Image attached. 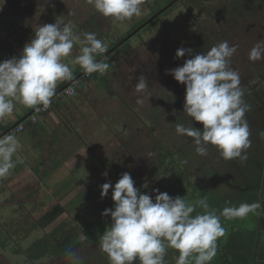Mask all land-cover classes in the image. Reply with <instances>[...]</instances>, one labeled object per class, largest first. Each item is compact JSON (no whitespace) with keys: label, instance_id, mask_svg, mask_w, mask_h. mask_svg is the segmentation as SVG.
I'll list each match as a JSON object with an SVG mask.
<instances>
[{"label":"rangeland","instance_id":"374dc122","mask_svg":"<svg viewBox=\"0 0 264 264\" xmlns=\"http://www.w3.org/2000/svg\"><path fill=\"white\" fill-rule=\"evenodd\" d=\"M58 1L60 0H21L22 5L20 7L24 9L27 20L22 23L19 22V24L28 26L29 33L31 31L32 35L41 25L54 24L56 21L70 22L74 33L80 36L81 39H83V33H95L97 38L102 40L107 47L105 53L96 57L97 60L113 49L114 46L112 47V45L114 43L119 44L122 41L118 42L121 37L124 40L129 34L134 32L127 30L131 24L134 27H141L143 23L145 24L146 21L152 18L151 22L143 27L144 29H141L140 33L138 32L139 34L137 33L129 39L125 46L120 47V50H124L122 51L123 56L129 57L128 62L120 57L121 52L119 50L112 52L105 61L107 63L116 54L114 61L120 66L118 68L120 73L117 69H112V72L108 74L115 86L119 87V85H122L119 76L126 63L134 71L135 77L132 78V81L137 84L141 75L147 79V88L143 91V96L137 94L140 96L138 97L135 94L137 93L136 90H132V97H138L143 101L142 103H137L133 99L131 106H127L132 111L125 110L126 108L122 103L127 98V95L123 94V100L120 95L117 96L116 102L115 100L113 102L110 100L115 106L112 105L113 112L108 119H111L112 123H118L123 126H125L127 121L128 126L132 128V131L128 129L126 132L125 129L120 128L119 133L116 134L120 142H114L112 145L125 150L124 154L127 155V158L130 160L132 158L136 164L134 165L132 160L131 163L127 161L128 159L125 160L120 156L116 158H111L110 156L107 161L111 163L110 165H117V169L113 171L116 181L123 173L128 172L135 181V186L142 193L152 195L153 199L156 194L153 191L154 189H159L160 192H167L172 197H186L188 203H194L206 197L210 209L216 210L217 215H219L222 208L219 200L225 201L227 196L226 191L223 190L225 189L223 183V177L225 176L222 175V172L228 173V170H223L224 165L232 168V165L238 166L245 159L225 160L220 156L217 148L211 145L208 146V154L201 156L195 150L196 145L193 138L176 133L177 124H183L185 127L194 126L201 130L203 125L200 122H196L194 118L191 122V118L183 112L186 85L180 84L173 76L166 74V70L182 66L185 60L191 58L186 54L185 57L176 59L177 49L184 47L192 49L193 55L203 54L212 46L222 42L223 30L219 23L209 15L208 8H206V6L212 8L213 4L219 3V0H177L176 3V0H143L141 15L126 20L128 24L111 17L106 18L97 12L98 15L96 17L99 24L93 27H89L93 18L89 16L92 11L88 6L90 4L85 3L86 0H62L61 10L55 8V4ZM82 4L84 5L82 6ZM4 7H9L7 1L0 0V12L3 11ZM92 10L96 14L94 7ZM29 15L36 18L34 23L30 21ZM0 22L4 26L1 27L2 25H0L1 35H4L3 33H6L7 35H5L8 37H10V34L16 35V26H12L10 23L7 24L2 20ZM128 32L131 33L128 34ZM30 37L31 35L24 36V45L18 40H14V37L8 38L12 44L13 51L12 53L2 52L0 57L4 58V60L19 57L25 44L31 41ZM235 39H238V37L233 36L229 44L231 45ZM253 47L254 45L247 46L245 51H249ZM79 48V44L74 45L70 56L63 58V62L69 64L72 72L76 71V69L72 68V60L79 54ZM245 51L241 52L237 48L233 56L237 57L239 55L241 57ZM240 61L242 62V57L235 61L237 64H232L239 68ZM131 62L133 64L130 66ZM144 62L149 63L147 64L149 67ZM242 65H244L245 69L238 71H243V76L245 77L243 82H241V86L244 89L243 100L248 106H251L249 108H254V104L264 102L262 93L259 90L264 89V84H259L260 77L254 75V65L252 67L249 64L242 63ZM234 70L236 71V69ZM240 79L242 81V78ZM74 83L77 82L75 81ZM102 98L107 104L109 99H114L112 96H109L108 99L103 96ZM17 105H20V103L17 102ZM30 108L22 104L19 107H15L14 110L17 111L19 109L23 113ZM249 113H253V111H247L245 116ZM93 116H97V119H99L98 112H94ZM250 117L251 121L247 120L250 136L257 135V138L256 136L254 138L258 140L261 134H259L258 130L255 131V127L259 121L257 122L252 115ZM106 140V136H103L102 142ZM99 146L103 145L99 144ZM112 152L110 151V153ZM137 153H141L143 158L134 159V154ZM135 156L137 157V155ZM121 161L123 165L127 164L128 167H131L132 164V170L129 171V168L128 171L120 169ZM91 163L89 160L85 161V171H80L79 166L73 169L77 170L78 168L80 173V175H75V181L80 182L82 178H85L83 184L77 183L76 189L73 187L74 190L53 192L57 200H60H58L59 202L48 195L49 192L34 193L31 190H26L25 186L21 184L19 188L11 184V194H6V189L9 188L7 185L2 186L4 182L0 183V189L3 191V196L0 195V255L2 256H0V260L5 263L7 260L11 264H52L61 261L56 260V256L31 261L27 253L32 243L50 235L57 225L64 231L74 228L80 230L82 233L79 240L83 241L85 238H89L83 230L85 225L96 219L95 223L97 224L95 227L93 226L92 233H98V239L103 235L111 224V217L102 216V212L105 209L114 208V201L111 197V189L108 197L101 198L100 186L108 182H111L114 186L116 182L113 180V176L108 175L102 166L95 170L93 168L95 166H91ZM105 173H107V176L104 175ZM109 173L111 174V172ZM145 183H148V188L142 187ZM10 198L14 200V205L3 203ZM57 203L62 204L66 209L58 223L46 228L37 226L38 219ZM202 212L203 209L197 207L193 215ZM221 224L225 228V235L219 238L217 243L219 241L220 243H226L233 227H240V229L243 227L249 230L253 226L252 222L246 220L245 223H240L239 220L232 223L231 220L222 217ZM95 248L97 250L100 249L99 240H97V243L90 242V252L91 250H96ZM72 253L80 258L81 264L97 263L93 252L86 253L84 250H76ZM165 257V264H175L176 257L169 255V249ZM64 260L70 261L71 257L65 255ZM134 264H140L139 260L135 261Z\"/></svg>","mask_w":264,"mask_h":264},{"label":"clouds","instance_id":"9594fccd","mask_svg":"<svg viewBox=\"0 0 264 264\" xmlns=\"http://www.w3.org/2000/svg\"><path fill=\"white\" fill-rule=\"evenodd\" d=\"M86 3L106 18L125 21L141 15L143 0H86ZM30 38L19 57L0 62V119L10 116L17 102L26 107L47 108L53 104L57 82L73 79L72 69L63 58L70 56L76 44L80 45L79 54L72 64L79 65L86 74L103 75L109 70L108 63L96 59L107 51L104 42L92 32L83 33L81 39L70 22L41 25L34 31V38ZM237 48L223 41L203 54L193 55L192 49L181 47L175 58L186 54L191 58L182 66L166 70V74L186 85L183 112L191 122L194 118L203 125L201 130L177 124L175 131L193 138L195 150L201 156L208 154L211 145L225 160L247 158L244 150L251 146V141L245 114L249 106L243 100L240 74L230 67V58ZM249 59H264V41L249 51ZM146 88L147 79L141 75L135 90L142 93ZM20 147L14 134L0 136V178L6 177L17 163H23L18 155ZM100 187L101 198L108 197L111 189L114 201V208L102 212V216L111 217V224L99 237L100 251L107 255L109 264H134L137 260L140 264H165L169 248L179 252L175 264H210L217 254V240L225 235L221 216L227 220L243 218L260 208L259 203H241L225 207L217 215L206 197L188 203L186 197H172L154 189L153 199L135 186L128 172L114 186L108 182ZM142 187L148 188V183ZM197 207L204 211L193 215ZM67 254L71 257L70 264H81L71 250Z\"/></svg>","mask_w":264,"mask_h":264},{"label":"crops","instance_id":"0c3cea01","mask_svg":"<svg viewBox=\"0 0 264 264\" xmlns=\"http://www.w3.org/2000/svg\"><path fill=\"white\" fill-rule=\"evenodd\" d=\"M6 1L8 5L12 6H10V9L15 10V15L11 18L10 13L9 17L0 20L7 24H12V26L27 20L24 9L20 7L22 5L21 0ZM62 5L63 2L60 0L56 2L55 8L61 10ZM88 6L92 11L89 16L93 18L89 27H93L99 24L96 17L98 14L97 11H95L96 14L93 13L92 5ZM213 6L217 7V11L214 14L209 12V15L219 23L223 30L222 42L228 41L230 43L232 37L237 36L238 39H235L231 45H237L240 51L244 52L247 46H255L258 42L264 41V0H219V3L213 4ZM209 7L206 6L208 11L210 10ZM29 17L30 21L34 23L36 18L30 15ZM123 22L128 24L126 20ZM0 25L4 27L2 22H0ZM133 27L134 25L131 24L127 30H132ZM3 34L5 35L6 33ZM4 35L2 36L8 37L6 36L7 34ZM123 45L119 46L116 51L119 50L121 52L120 57L128 62L129 57L123 56L122 51L124 50H120ZM249 51L242 53V62L240 61L239 63L242 64L245 61L244 57H249ZM114 57L107 61L110 67L102 75L103 77L90 74L84 75L79 65L72 64V68L76 69V71L73 72V79L69 81L76 80L77 82V84H72V87L76 90L75 95L60 94L56 96L54 103L47 112H35L37 108L42 106L40 105L31 107L23 113L19 109L17 111L14 110L10 116L0 119V136H4L8 130L15 127L19 122H23L28 117V114L35 112L33 115L37 117L36 122L26 118L27 120L21 124L24 127L22 133L15 135L21 144L18 149V155L22 157L23 163H17L6 177L0 178V183L4 182L2 186L7 185L9 188L6 189V194H11L12 185L19 188L21 184L25 186L26 190H31L34 193L49 192L48 195L57 200L53 192L74 190L73 187L76 189L77 183L83 184L85 178L77 182L74 177L77 174L80 175L78 168L80 171H85L86 165L84 166V164L86 160L92 162L91 166L94 165L95 167L93 168L95 170L102 166L110 176H113V171L117 169L116 164L110 165L111 163L107 161L110 156L111 158L120 156L125 160L128 159L127 161L129 162L131 160L132 162L135 161L132 158L131 160L127 158V155L124 154L125 150L112 145L114 142H120L116 135L119 133L120 128L125 129V132L128 129L132 131V128L128 126L127 121L125 126H123L118 123H112L111 119L108 118L113 112L112 102L114 100L115 102L117 101V96L120 95L123 100V94L127 95V98L122 103L126 108L125 110L132 111L127 106H131L133 99L137 101L138 97L143 96V92L135 93L140 95H137L138 97H132V90H135L136 86L132 78L135 76L134 71L127 63L119 76L122 85L118 87L112 83V79L110 80L108 74L112 72V69L118 70L120 67L114 61ZM241 57L239 55L237 57L232 56L230 59L238 61ZM0 60H4V58L0 57ZM247 60L251 62L249 58ZM253 62H264V59ZM132 64L133 62L130 63V66ZM232 69L234 70V68ZM118 72L120 73L119 70ZM239 74L240 78H242L241 82H243V79H245L243 71H239ZM91 78L93 79L91 80ZM66 81H58L56 91ZM259 90L264 98V89ZM101 95L106 99L109 96L114 97V99H109L107 104ZM249 107L251 106L249 105ZM248 111H253V113L247 114L245 116L246 120L251 121L250 115H252L257 122L259 121L258 124L254 123L257 125L255 131L258 130L262 137L260 138L259 136L258 140L254 138V136L257 138V135L249 137L251 146L244 150L247 158L241 161L238 166L232 165V168H229V166L224 165L223 170H228V173L222 172V175L225 176L223 177L225 186L223 190L226 191L227 196L225 201L219 200V204L222 207L221 211L225 207L239 206L241 203H259L260 208L255 212H250L243 218L231 219L232 223L236 222V220H239L240 223H245L246 220L252 222L253 226L249 230L243 227L241 229L240 227H233L227 239L228 241L226 243L221 242L219 245L222 247V249L220 248L222 252L226 250L232 257L237 258L238 264H243V261L244 264H264V102L254 104V108H249ZM94 112L99 113V119H97V116H93ZM99 122L100 124L98 125ZM8 126L11 127L6 132H3V128ZM103 136H106L107 140L105 142H102ZM99 144L103 146L100 147ZM110 151L113 152L110 153ZM136 158L142 159L143 155L141 153L134 154V159ZM133 164L135 165L136 162ZM76 166H79L77 170H73ZM119 166L120 169H126L127 171L128 168L131 171V167H133L132 164L131 167H128L127 164L123 165L122 161ZM113 180L117 182L115 178ZM1 190L0 195L3 196V191ZM10 199H6L3 203L14 205V200ZM57 205L63 206L60 203L55 206Z\"/></svg>","mask_w":264,"mask_h":264},{"label":"trees","instance_id":"16d2710c","mask_svg":"<svg viewBox=\"0 0 264 264\" xmlns=\"http://www.w3.org/2000/svg\"><path fill=\"white\" fill-rule=\"evenodd\" d=\"M201 2L203 3V1H201ZM187 5H189V4H187ZM10 6L11 5L9 4V7ZM209 9H210L209 12H211L212 14H214V12L217 11V7H215V6H213L212 8L209 7ZM14 15H15V10L12 9L10 17L13 18ZM137 28H139V27H137V26L133 27L131 32L136 30ZM142 29H144V28H142ZM131 32H128V34ZM140 32H141V30H140ZM27 34L31 35L32 37L34 36V35H32V32L29 33V30H28L26 33H21V34H16V35L10 34V37H12V38L14 37V40H16V41L18 40L22 45H24V36H28ZM10 37H3L0 34V53L5 52V51L12 53V51H13L12 50L13 49L12 44L10 43V41L8 39ZM121 40H123L122 37L120 40H118V42ZM128 41H126L125 43H127ZM125 43L123 46H125ZM116 44L117 43H114L112 45V47L115 46ZM246 58L248 59L249 57H244L245 61L243 63L249 64L251 67H252V65H254V68H253V69H255V71L253 72L254 75H258L260 77L259 84H264V62H253V61L249 62ZM106 60H107V58H104L101 61L105 62ZM2 61H4V60H0V62H2ZM230 62H231L230 63L231 68L236 69L237 72H239L238 70H244L245 69L244 65H242L241 63H239L240 67L238 68L236 65H234V64H237V63H235V61H232V59H230ZM232 63H234V64H232ZM81 70H82V72H84L83 69H81ZM85 74L86 73H84V75ZM90 75L102 76L99 73H92ZM69 83H70V81H66V82L62 83L57 91H60L63 87L67 86ZM38 111L39 110H37L36 112H38ZM33 114H31V113L28 114L27 119H30V117ZM27 119H25L24 121H26ZM23 122L18 123L15 127L21 125ZM10 127L11 126L4 127L2 131L6 132L8 130V128H10ZM65 212H66V209L63 206L57 205L54 208H52L50 211L46 212L44 215H42L38 219L37 226H39L40 228H46L50 225L57 224L59 219L61 218V216ZM95 221H96V219L88 222L85 225L83 230L89 236V238L88 239L85 238L83 241L79 240L81 233H82L80 230H77L74 228V229H69L67 231H64L60 227H58V225H57L55 227V230L50 235H48L44 239L37 240L30 245V247L27 251L29 259L31 261H36V260H42L45 258H52V257L56 256L55 259L61 260V261H59L57 263L54 262L52 264H70V261L64 260V256L68 255L67 254L68 251L71 250L72 252H74L76 250H84V251H86V253L93 252V256H95V260L97 262L96 264H108V261H107L108 258L106 256V254L103 253L102 251H100V249L97 250L95 248L96 250H91V252L89 250L90 242L91 243H97V240H99L98 235H97L98 233H92L93 226L95 227L97 224V223H95ZM89 234H91V235H89ZM87 235H85V236H87ZM219 244H221L220 241L217 243V254H216L215 258L210 262V264H227V263L238 264L237 258L232 257L231 254L229 252H227L226 250H225V252H222L221 251L222 247ZM169 255L178 257L179 252L177 250L169 248ZM165 259H166V257H165ZM0 264H11V263H9L7 260H6V263L3 260H0ZM44 264H46V263H44ZM90 264H92V263H90ZM243 264H244V261H243Z\"/></svg>","mask_w":264,"mask_h":264},{"label":"built area","instance_id":"2783aa9c","mask_svg":"<svg viewBox=\"0 0 264 264\" xmlns=\"http://www.w3.org/2000/svg\"><path fill=\"white\" fill-rule=\"evenodd\" d=\"M3 11L0 12V19H3L5 17H9L10 13H11V9L10 7H5L2 9ZM16 34H21V33H26L28 31V26L26 27L25 24H16ZM76 93V90L74 87L70 86L68 88H66L64 91H63V94L64 95H69V96H74ZM52 106V102L49 104V106L47 108H44L43 106L40 108L39 112L41 113H45L49 110V108H51ZM30 120L32 122H36L37 121V117L36 115H32L30 117ZM24 127L23 125H19L17 127H14L12 129H10L6 135L8 134H14V135H18V134H21L22 131H23Z\"/></svg>","mask_w":264,"mask_h":264},{"label":"water","instance_id":"95a60500","mask_svg":"<svg viewBox=\"0 0 264 264\" xmlns=\"http://www.w3.org/2000/svg\"><path fill=\"white\" fill-rule=\"evenodd\" d=\"M152 18L149 19L148 21L145 22V24H143L141 27L137 28L136 30H134V32H132L131 34H129L124 40H122L121 42H119V44H117L116 46L113 47V49H111L108 53H106L101 59H98V61H101L104 58H107L112 52H114L119 46L123 45L126 41H128L129 39H131L133 36H135L143 27L147 26L150 22H151ZM76 80L70 82L67 86L63 87L60 91L56 92V95L52 98V100L61 94V92L67 88L68 86H70L71 84H73ZM37 110H35L36 112ZM28 118V117H26ZM25 118V119H26ZM22 122V121H21ZM20 123V122H19ZM14 128V127H13ZM12 129V128H11ZM9 131V130H8ZM7 131V132H8ZM7 132L5 134H7ZM3 136V135H2Z\"/></svg>","mask_w":264,"mask_h":264},{"label":"flooded vegetation","instance_id":"af4514ba","mask_svg":"<svg viewBox=\"0 0 264 264\" xmlns=\"http://www.w3.org/2000/svg\"><path fill=\"white\" fill-rule=\"evenodd\" d=\"M131 63H132V62H131ZM144 64H146V66H147V64H149V63L144 62Z\"/></svg>","mask_w":264,"mask_h":264}]
</instances>
